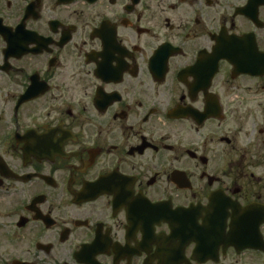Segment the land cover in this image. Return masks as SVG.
<instances>
[{"label":"flooded vegetation","instance_id":"1","mask_svg":"<svg viewBox=\"0 0 264 264\" xmlns=\"http://www.w3.org/2000/svg\"><path fill=\"white\" fill-rule=\"evenodd\" d=\"M0 264H264V0H0Z\"/></svg>","mask_w":264,"mask_h":264}]
</instances>
